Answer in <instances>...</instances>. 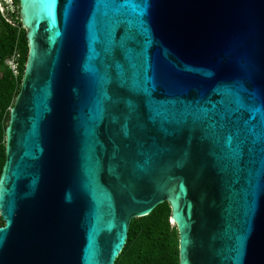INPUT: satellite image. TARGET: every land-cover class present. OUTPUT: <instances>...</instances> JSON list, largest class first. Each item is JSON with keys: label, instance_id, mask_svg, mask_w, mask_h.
I'll use <instances>...</instances> for the list:
<instances>
[{"label": "water", "instance_id": "obj_1", "mask_svg": "<svg viewBox=\"0 0 264 264\" xmlns=\"http://www.w3.org/2000/svg\"><path fill=\"white\" fill-rule=\"evenodd\" d=\"M17 1L0 264H114L164 202L179 264H264V0H129L143 31L122 0ZM149 100L211 120L162 124Z\"/></svg>", "mask_w": 264, "mask_h": 264}, {"label": "trees", "instance_id": "obj_2", "mask_svg": "<svg viewBox=\"0 0 264 264\" xmlns=\"http://www.w3.org/2000/svg\"><path fill=\"white\" fill-rule=\"evenodd\" d=\"M9 18L10 22L0 13V177L6 162L5 133L10 110L20 93L28 58L26 31L18 15L11 13ZM12 58L15 75L7 65ZM3 226L0 217V227ZM114 264H179L178 234L170 223L168 203L159 204L148 215L131 220L126 243Z\"/></svg>", "mask_w": 264, "mask_h": 264}, {"label": "snow or ice", "instance_id": "obj_3", "mask_svg": "<svg viewBox=\"0 0 264 264\" xmlns=\"http://www.w3.org/2000/svg\"><path fill=\"white\" fill-rule=\"evenodd\" d=\"M120 8H125L128 10L130 7L133 10V13L136 15V21L138 27L143 31L144 30V21L140 17L143 15L142 2H137L130 4L129 0H122V3L118 5ZM122 26V25H121ZM136 73H133L135 77ZM148 78L144 77L142 83H138L134 78L132 81V88L142 90L145 95L149 93V88L147 87ZM228 97H231L234 102H239V99L235 94H230ZM149 107L152 109V118L153 120H158L162 124H168L177 119H182L187 122H199L207 124V121L211 120L210 112L206 109L193 110L190 109L187 105L182 104L181 101H152L149 100ZM178 107H184L185 111L181 114L180 118H177L175 109ZM211 128H215V125H210ZM226 140L229 144L232 142V137H226Z\"/></svg>", "mask_w": 264, "mask_h": 264}, {"label": "rangeland", "instance_id": "obj_4", "mask_svg": "<svg viewBox=\"0 0 264 264\" xmlns=\"http://www.w3.org/2000/svg\"><path fill=\"white\" fill-rule=\"evenodd\" d=\"M0 4H2L3 6H4V8H5V13H6V16H8V19L10 20V18H9V15L11 14V13H13V14H15V15H18V18H19V7H20V5H19V3H18V1L17 2H15L14 0H0ZM16 18V17H15ZM17 19V18H16ZM19 20H20V18H19ZM21 21V20H20ZM22 27H23V25H22ZM10 60H8L7 61V65L10 67V65H9V62Z\"/></svg>", "mask_w": 264, "mask_h": 264}, {"label": "built area", "instance_id": "obj_5", "mask_svg": "<svg viewBox=\"0 0 264 264\" xmlns=\"http://www.w3.org/2000/svg\"><path fill=\"white\" fill-rule=\"evenodd\" d=\"M5 11H6V10H5L4 6H3L2 4H0V13L2 14V16H3L6 20L9 21L8 16H6ZM9 22H10V21H9ZM8 63H9V65H10L11 70L13 71V73H14V75H15V74H16V65H15V63H14L13 58H12Z\"/></svg>", "mask_w": 264, "mask_h": 264}, {"label": "bare ground", "instance_id": "obj_6", "mask_svg": "<svg viewBox=\"0 0 264 264\" xmlns=\"http://www.w3.org/2000/svg\"><path fill=\"white\" fill-rule=\"evenodd\" d=\"M172 222H175L174 218L172 217Z\"/></svg>", "mask_w": 264, "mask_h": 264}]
</instances>
